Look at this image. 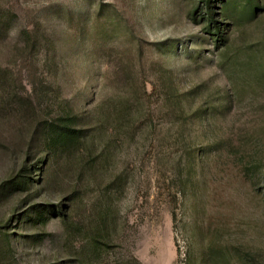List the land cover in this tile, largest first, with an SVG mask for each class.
<instances>
[{
    "label": "rangeland",
    "instance_id": "obj_1",
    "mask_svg": "<svg viewBox=\"0 0 264 264\" xmlns=\"http://www.w3.org/2000/svg\"><path fill=\"white\" fill-rule=\"evenodd\" d=\"M206 1L219 18L221 0H0V264H196L209 245L264 260V85L236 82L211 121L169 97L201 86L216 104L229 89ZM231 30L264 62V12ZM45 86L89 118L99 158L48 184L34 160L13 189L28 132L8 109ZM36 203L70 213L67 240L59 215L31 221Z\"/></svg>",
    "mask_w": 264,
    "mask_h": 264
},
{
    "label": "trees",
    "instance_id": "obj_2",
    "mask_svg": "<svg viewBox=\"0 0 264 264\" xmlns=\"http://www.w3.org/2000/svg\"><path fill=\"white\" fill-rule=\"evenodd\" d=\"M262 12H264L262 0H221L220 14L217 18L215 7L206 1L205 11L201 17L204 19L202 30L211 37L212 43L219 51L218 65L226 74L229 89L227 94L218 97L219 101L216 104L211 101L209 93L200 90L201 86H194L187 92L175 89L176 93H172L169 97L170 100L174 98L172 102L176 106V113L185 118L192 116L196 120L211 121L214 117L222 115L230 106L236 82L244 80L253 91L257 86L264 85V62L258 58L259 51L254 50L248 43L238 44L232 39L231 30L232 25L243 27L255 21ZM45 87V91L39 93L38 99L34 94H30L26 98V103L15 101V107L11 106L8 109L14 124L19 129L25 127L28 132L27 149L23 150L15 161V167L19 168L20 172L12 179L11 184L16 186L12 187L13 189L26 186L27 182L22 173L34 160L45 163V175L40 182L48 184L54 178L57 166L62 170L76 172L81 169V173H87L94 168L92 165L99 158L96 150V135L90 130L89 118L74 106L71 107L68 101L61 108L55 109L57 102L49 97L52 90L48 86ZM220 90L219 87L214 91L215 94L220 93ZM144 94L147 95L146 90ZM195 98L199 99L200 106L192 109L190 104L196 101ZM98 132L99 135L102 134L101 129ZM188 161L191 168H194L197 163L196 157L193 156V159ZM5 193L6 190L1 192L0 198ZM73 206H69L72 211ZM29 211L32 216L31 221L42 224L48 223V214L59 215V222L66 230V240L74 230L70 213H65L59 205L36 203ZM242 253L243 255L233 262L232 253H228L220 246L209 245L205 249L203 259L198 260L196 264H264L259 254H252L249 251Z\"/></svg>",
    "mask_w": 264,
    "mask_h": 264
}]
</instances>
